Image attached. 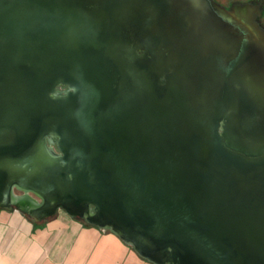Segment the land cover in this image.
Wrapping results in <instances>:
<instances>
[{"label":"water","instance_id":"1","mask_svg":"<svg viewBox=\"0 0 264 264\" xmlns=\"http://www.w3.org/2000/svg\"><path fill=\"white\" fill-rule=\"evenodd\" d=\"M262 4L0 0V209L264 264Z\"/></svg>","mask_w":264,"mask_h":264},{"label":"crops","instance_id":"2","mask_svg":"<svg viewBox=\"0 0 264 264\" xmlns=\"http://www.w3.org/2000/svg\"><path fill=\"white\" fill-rule=\"evenodd\" d=\"M0 264H151L109 230L59 210L35 221L0 209Z\"/></svg>","mask_w":264,"mask_h":264},{"label":"rangeland","instance_id":"3","mask_svg":"<svg viewBox=\"0 0 264 264\" xmlns=\"http://www.w3.org/2000/svg\"><path fill=\"white\" fill-rule=\"evenodd\" d=\"M219 3H221L222 5L229 7L230 5L234 4V3H242V2H257L258 0H217ZM263 1V11H264V0ZM260 22L261 24L264 26V12L260 18Z\"/></svg>","mask_w":264,"mask_h":264},{"label":"flooded vegetation","instance_id":"4","mask_svg":"<svg viewBox=\"0 0 264 264\" xmlns=\"http://www.w3.org/2000/svg\"><path fill=\"white\" fill-rule=\"evenodd\" d=\"M230 6H231V5H230ZM230 6H229V7H230ZM262 7H263V4H262ZM263 12H264V11H263Z\"/></svg>","mask_w":264,"mask_h":264}]
</instances>
